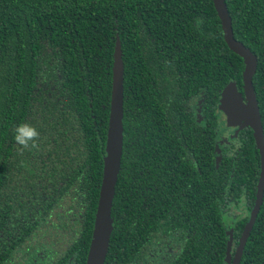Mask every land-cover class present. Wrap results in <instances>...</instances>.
<instances>
[{
    "label": "trees",
    "instance_id": "trees-1",
    "mask_svg": "<svg viewBox=\"0 0 264 264\" xmlns=\"http://www.w3.org/2000/svg\"><path fill=\"white\" fill-rule=\"evenodd\" d=\"M225 1L235 39L258 60L264 136V0ZM117 39L124 149L105 264H231L261 155L249 123L217 148L220 98L234 83L245 100V63L213 0H0V264L42 252L86 264ZM23 121L39 130V150L16 144ZM241 264H264V201Z\"/></svg>",
    "mask_w": 264,
    "mask_h": 264
},
{
    "label": "water",
    "instance_id": "water-1",
    "mask_svg": "<svg viewBox=\"0 0 264 264\" xmlns=\"http://www.w3.org/2000/svg\"><path fill=\"white\" fill-rule=\"evenodd\" d=\"M213 2L221 20L224 38L228 47L234 53L239 55L245 63L243 87L247 104L246 116L249 125L254 131L256 144L261 155V173L256 202L242 234L239 247L232 263L240 264L248 239L264 201V136L260 121L259 105L253 85V78L258 67V60L249 49L235 39L232 19L227 9L226 1L213 0ZM124 75L125 66L123 61L122 43L120 39H117L114 51L111 107L105 148L106 154L104 157L103 179L86 264H105L109 253L111 237L114 231L112 210L116 195V186L121 172L124 149ZM224 91L222 92V95ZM229 246H231V244H229Z\"/></svg>",
    "mask_w": 264,
    "mask_h": 264
},
{
    "label": "rangeland",
    "instance_id": "rangeland-1",
    "mask_svg": "<svg viewBox=\"0 0 264 264\" xmlns=\"http://www.w3.org/2000/svg\"><path fill=\"white\" fill-rule=\"evenodd\" d=\"M246 107L247 104L243 99L239 87L235 84H230L224 91L219 104V118L221 124L218 136V151L231 140L233 134L237 132L242 125L248 123ZM226 128H228L229 131L223 133L221 136ZM231 222L232 219L229 218L227 227L231 225Z\"/></svg>",
    "mask_w": 264,
    "mask_h": 264
},
{
    "label": "clouds",
    "instance_id": "clouds-1",
    "mask_svg": "<svg viewBox=\"0 0 264 264\" xmlns=\"http://www.w3.org/2000/svg\"><path fill=\"white\" fill-rule=\"evenodd\" d=\"M14 140L21 150H39L40 132L33 124L23 121L15 127Z\"/></svg>",
    "mask_w": 264,
    "mask_h": 264
},
{
    "label": "flooded vegetation",
    "instance_id": "flooded-vegetation-1",
    "mask_svg": "<svg viewBox=\"0 0 264 264\" xmlns=\"http://www.w3.org/2000/svg\"><path fill=\"white\" fill-rule=\"evenodd\" d=\"M240 90V89H239ZM242 93V92H241ZM221 99V98H220ZM245 102H246V100H244ZM204 102V98H202V97H199L198 98V100H197V102H196V105H197V109H196V106H195V109L196 110H199V109H201V106H202V103ZM200 106V107H199ZM202 110V109H201ZM197 118H199V116L197 115ZM205 120V118H204V115H203V113H201V122L202 121H204ZM246 125V124H245ZM245 125H242L241 127H240V129L237 131V132H235L234 134H233V136H232V138H231V140L226 144V145H224V146H222V148L223 149H228L231 145H232V143H233V141L236 139V137L238 136V134L240 133V131L244 128V126ZM252 128V127H251ZM253 130V129H252ZM227 131H229V129L228 128H226L223 132H222V134H221V136L223 135V133H225V132H227ZM253 134H254V131H253ZM218 136H219V133H218ZM255 137V136H254ZM255 141H256V139H255ZM217 146H218V144H217ZM258 148V147H257ZM223 151V150H222ZM260 152V151H259ZM249 240V239H248ZM240 244V243H239ZM239 244H238V246H237V248H236V250H235V254H234V257H233V259H232V262H231V264L233 263V261H234V258H235V255H236V252H237V249H238V247H239ZM90 248V247H89ZM89 252V251H88ZM44 253L45 252H42V253H36V255H33L32 256V259L30 260V262L28 263V264H38V263H40V262H38L37 260L40 258V257H44ZM51 256L50 255H47L46 257H44L43 258V260L42 261H44V262H41V264H54V261L56 260V259H54V258H50ZM88 257V256H87ZM242 260V259H241ZM87 262V261H86ZM241 264V263H240Z\"/></svg>",
    "mask_w": 264,
    "mask_h": 264
}]
</instances>
